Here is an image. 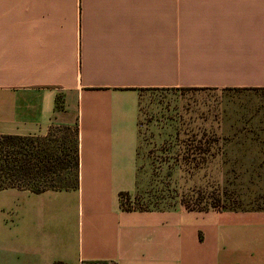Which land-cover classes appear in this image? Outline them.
Instances as JSON below:
<instances>
[{
  "label": "crops",
  "instance_id": "crops-1",
  "mask_svg": "<svg viewBox=\"0 0 264 264\" xmlns=\"http://www.w3.org/2000/svg\"><path fill=\"white\" fill-rule=\"evenodd\" d=\"M176 89L264 91V0H0V136L78 126L80 156L77 190H0V264H264V210L121 209L144 171L223 172L201 135L264 133L188 106L159 128L173 161L142 165L141 93Z\"/></svg>",
  "mask_w": 264,
  "mask_h": 264
},
{
  "label": "rangeland",
  "instance_id": "rangeland-1",
  "mask_svg": "<svg viewBox=\"0 0 264 264\" xmlns=\"http://www.w3.org/2000/svg\"><path fill=\"white\" fill-rule=\"evenodd\" d=\"M188 106L207 107L210 109L208 112L212 113L211 116L215 112L218 114L223 112L225 131L222 138L227 140L232 136L231 128L228 129L232 122H236L233 125L235 129H240L244 122H246L244 126H248L247 122L250 118H263L264 91L219 90L207 93L179 89L143 91L141 93L140 141L142 165L146 166L149 162L156 170L158 164L166 161L165 158H169L160 155L163 151L162 147L155 146L156 141L162 138L159 136V128L161 124L166 125L167 118L173 115L176 117L174 127H179L178 121L183 120H179V111ZM193 113L198 115L200 112ZM201 137L211 139L208 140L211 141L210 144L215 140L210 133L201 135ZM224 142V147L216 148L209 145L206 149H192L193 156L199 157L201 152L207 154L208 158L215 154L216 150L222 151V157L218 155V158L223 160V172L193 173L195 176L191 178L176 179L168 177V172L165 171H154V173L144 171L142 172L143 177L137 179V188L131 196L140 193L144 199H148L147 196L154 199L159 197L162 202L172 204V208L180 207V201L185 198L193 197L196 200L199 196L205 200L215 199L216 210H223L227 207L264 209V133L252 146H230L227 143L229 141ZM245 143L251 142L245 141ZM168 149L164 150L170 151L174 158L172 154L177 151V148ZM169 161L173 160H167L166 164ZM145 192L148 193L147 196ZM161 206L164 207V205Z\"/></svg>",
  "mask_w": 264,
  "mask_h": 264
},
{
  "label": "trees",
  "instance_id": "trees-1",
  "mask_svg": "<svg viewBox=\"0 0 264 264\" xmlns=\"http://www.w3.org/2000/svg\"><path fill=\"white\" fill-rule=\"evenodd\" d=\"M57 107L62 109L58 100ZM207 135L203 134L202 136ZM214 138L215 134H211ZM207 137V136H205ZM191 141H196V135H191ZM205 139V138H201ZM210 145L211 139H206ZM208 145V146H209ZM208 146L194 145L190 147L203 149ZM204 152V151H203ZM200 154H204L201 153ZM199 154V155H200ZM193 155V154H192ZM196 157V155H194ZM193 156V157H194ZM198 160L197 158H193ZM203 159V158H202ZM79 130L78 126H54L44 137L31 136H0V190L17 189L39 194L46 191H70L79 187ZM147 192L145 195L147 196ZM121 192L119 194L121 209L124 211L168 210L172 204L162 202L159 197L154 199L142 194ZM180 201V208L187 211L206 212L216 210V200H205L197 196ZM161 205H164L161 206ZM172 205V206H171ZM168 206V207H166ZM177 208V207H176ZM223 210H264L235 209L227 207ZM91 264H102L90 262ZM55 264H65L57 262Z\"/></svg>",
  "mask_w": 264,
  "mask_h": 264
}]
</instances>
